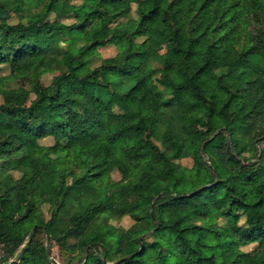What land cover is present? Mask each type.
<instances>
[{
  "label": "trees",
  "instance_id": "16d2710c",
  "mask_svg": "<svg viewBox=\"0 0 264 264\" xmlns=\"http://www.w3.org/2000/svg\"><path fill=\"white\" fill-rule=\"evenodd\" d=\"M0 243V264H54L52 243L264 264V0H0Z\"/></svg>",
  "mask_w": 264,
  "mask_h": 264
},
{
  "label": "rangeland",
  "instance_id": "374dc122",
  "mask_svg": "<svg viewBox=\"0 0 264 264\" xmlns=\"http://www.w3.org/2000/svg\"><path fill=\"white\" fill-rule=\"evenodd\" d=\"M77 3L79 2V0H75ZM73 7L72 6H63V5H55L51 14H50V17L52 18L54 15L58 14V13H61V12H65V11H71ZM39 30L40 28L37 27L35 29H32V33L34 34V37H35V40L38 42V43H44V37L42 34L39 33ZM66 42L68 43H71V39H68ZM153 46L160 52L164 51V47H165V41L163 39H155L154 42H153ZM145 46H140V51H145ZM103 54L106 55V54H109L110 52V49H103L102 50ZM139 59L140 60H144L145 59V55L144 54H141L139 56ZM10 66H13V65H10ZM9 71V67H4L2 69V73H7ZM43 81L45 84H48L50 82V77H44L43 78ZM129 135L130 136H133L134 137V146L132 147H129L127 149V152L125 154H120L118 157H116L115 159V163L118 167V169H123L127 166L128 164V159L131 155H133L135 153V145L140 141V137L139 135L135 134L134 132L130 131L129 132ZM168 146L170 147L171 150H175V145L173 143H168ZM183 164L187 163L188 161L186 159H183L181 161ZM112 178L114 180H118L120 178V174H119V171L118 170H114L112 172ZM46 190L48 189V186L46 184H43V183H39L37 182V185H36V189H35V192H34V197L36 198L39 191L40 190ZM110 192H112V188L109 189ZM168 210H174V206L170 205L167 207ZM47 217V215H45ZM130 220L129 218H123L119 223L118 225L120 226H123V228H127L128 225L130 224ZM29 224H25L23 225V230L24 231H28L29 230ZM122 234V238H125V233L124 231H121L120 232ZM99 236L102 235V234H98ZM230 250H228V253H231L229 252ZM50 260H52L54 262V264H67L66 262L68 261V255L64 252H61L59 251V249L56 247L55 244L52 243L51 245V248H50ZM162 264H172V258L169 257L167 259H165Z\"/></svg>",
  "mask_w": 264,
  "mask_h": 264
},
{
  "label": "built area",
  "instance_id": "2783aa9c",
  "mask_svg": "<svg viewBox=\"0 0 264 264\" xmlns=\"http://www.w3.org/2000/svg\"><path fill=\"white\" fill-rule=\"evenodd\" d=\"M4 254V247L3 245L0 243V258L3 256Z\"/></svg>",
  "mask_w": 264,
  "mask_h": 264
}]
</instances>
